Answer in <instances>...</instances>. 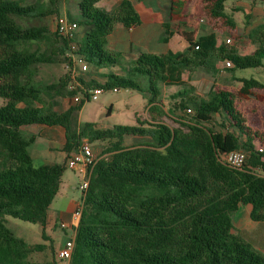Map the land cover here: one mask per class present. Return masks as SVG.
<instances>
[{"label":"trees","instance_id":"trees-1","mask_svg":"<svg viewBox=\"0 0 264 264\" xmlns=\"http://www.w3.org/2000/svg\"><path fill=\"white\" fill-rule=\"evenodd\" d=\"M99 1L81 0L78 18L69 15L87 26L79 53L98 67L118 64L125 74L109 73L104 82L80 81L87 89L140 92L149 117L138 116L134 125L80 126L85 99L55 110L54 99L85 93L80 86L70 88L67 67L56 82L39 77L40 64L67 63L70 40L44 26L24 27L19 20L62 15L59 0H0V264H59L55 256L31 261L29 255L45 245L31 246L8 227L7 216L45 225L67 159L85 140L102 142L103 150L91 173L70 264H264V252L232 231L233 214L242 204L251 206L254 221L264 222V148L256 143L259 138L264 142V134L250 127L237 104L239 98L264 100V83L235 77L237 92L214 85L198 97L184 79L202 66L214 68L215 61L230 62L227 69L234 75L237 69L264 66V22L247 35L256 49L243 54V40L230 43L214 24L200 36L187 29V21L174 31L173 8L164 26L182 35L187 48L143 51L124 65L122 55L108 48V38L118 24L132 28L142 20L123 7L105 10ZM226 2L201 0V5L206 16L236 27ZM163 87L177 88L180 100L168 107ZM181 110L193 115L171 116ZM216 114L232 128L221 121L223 129H213ZM169 117L178 125H169ZM32 125L65 128L66 162L34 164L30 149L37 135L24 130ZM127 136L142 140L127 142ZM240 149L248 152L243 168L220 161L221 153Z\"/></svg>","mask_w":264,"mask_h":264},{"label":"rangeland","instance_id":"rangeland-1","mask_svg":"<svg viewBox=\"0 0 264 264\" xmlns=\"http://www.w3.org/2000/svg\"><path fill=\"white\" fill-rule=\"evenodd\" d=\"M43 1L48 2L49 0ZM74 1L59 0L61 14L64 13V9L65 7H67L69 8L70 16H72L73 18H78V5L75 3H79L81 0ZM200 1L201 0H198L199 4ZM226 4L229 8L230 5H234V2L233 0H227ZM236 4L242 7V11H238L236 13V27H231L229 24H226L223 19L216 20L211 16H206L202 9V6L200 7L201 9H199L200 15L198 17L203 18L206 21V24H208L211 28H213L211 25L214 24V26L219 30L228 32L229 34L225 38V40L228 41V37H230V43H234L235 41H237V39L243 40L240 45L242 46L243 50H246L247 47L251 45V42L248 40L247 35L251 30L253 21L256 19V17H258V15L264 16V0H239ZM246 13L252 14L251 19L249 20V25L246 23ZM28 20L35 21L33 18ZM37 20H40V18H37ZM19 22L22 26H25L22 20H19ZM83 27L84 25H81L77 30L76 40L78 41L76 42L78 48H81L84 43ZM241 30H243V32ZM195 31L197 32V28ZM124 62L125 63L123 64L127 65L132 61H127L124 59ZM89 65H91V67H96V65L91 62H89ZM65 71L66 68L63 62H57L53 64L45 63L42 64L39 77L46 83H52L56 82L59 78V75L64 74ZM88 71H90V69ZM237 74L247 78L254 77L256 79L263 80L264 82V79L259 75V69L257 68L240 69L238 70ZM227 75H230V73L227 72ZM185 77H187V74ZM188 81L189 83H191L192 81V83L196 85L194 95L198 97H201L205 95V93L210 91L214 84L219 89H228L232 92H237L238 90V88L235 87L236 84L233 83L231 85L230 83H228V79L227 81H225L224 76L219 75L215 77L212 73L204 70L196 72L195 76L192 79L189 78ZM227 84L229 86L226 87L225 85ZM80 95L83 97L82 94ZM112 103L113 107H111ZM146 103V99L143 97V95L136 90L121 88L118 91H114L113 89H105V91L100 94L97 100H85V103L78 114V122L80 126L88 122L94 123L101 127H112L115 124L134 125L137 124V115L144 116V113L146 111ZM237 104L244 114L245 119L247 120V123L250 125V127H252L254 130L259 131L260 136L263 135L264 100H248L239 98L237 100ZM174 115L176 117H179L180 119H183V117L190 118L193 114H185V111L181 110L179 113H175ZM221 121L225 122L229 128H232L230 123L226 121L224 117H220L218 114L215 115V121L211 122L210 125H213V129H215L216 131L223 129V127L221 126ZM166 122L173 127L178 125V123L174 121V118L171 117L167 118ZM31 127L32 126L24 127L25 132H28ZM132 141L137 142L136 138H134L133 136H127V142ZM99 142L100 141H96L93 143ZM100 143L103 144L102 142ZM256 143L259 148H264V142L260 138L257 139ZM32 152L34 155H36L34 158V164L36 166L44 164L46 160L58 159L60 157V154H62V158L58 159V162H60L61 164L66 162L67 158V152L64 149L56 150L53 153V159H51V157L48 158V156L51 155L46 152V147L44 143L41 142H38L35 146H33ZM96 155L98 156V154ZM62 175L63 176L61 178L60 190L53 199L52 205L53 208L56 209V211H52L53 215L51 216L52 219L50 224H47L46 222V224L43 225L41 222H28L12 216H7L8 227L11 228L17 235L24 238L31 246L38 243L46 245L43 252H35L31 254L30 259L35 263H42L52 260L54 256L56 257L57 248L60 244H62L64 237L66 236L65 231L61 226V223L64 219L63 210L66 209V204H68L71 199L77 201H80L82 199V191L80 189L81 173H79L78 170L68 167L67 165ZM74 186H76L75 189H73ZM245 211L246 208L241 205L239 209L234 213L233 223L235 227H239V220L250 219L247 218L248 216H245ZM68 263L70 264L69 261H65V263L62 264Z\"/></svg>","mask_w":264,"mask_h":264},{"label":"crops","instance_id":"crops-1","mask_svg":"<svg viewBox=\"0 0 264 264\" xmlns=\"http://www.w3.org/2000/svg\"><path fill=\"white\" fill-rule=\"evenodd\" d=\"M192 1L193 0H189V1H186V0H100L97 3V5L105 10H112L116 7H123L128 12L139 15L142 20L141 24L134 26L132 28H127L123 26L122 24H118L115 30L113 31V33L108 38V48L110 50L120 53L123 59L127 61L134 60L138 56V54L143 51L164 53L169 50H172V51L185 50L188 46L186 39L177 32L172 34V29L174 31L181 29L180 27L181 22L183 23H185L186 21L188 22L187 29L196 30L197 28V32H196L197 36L207 34L212 30V28L208 24H206V21L203 18L198 17L200 15L199 9H201L200 7L202 6L201 1H200V4L198 0H194L193 2ZM238 1L239 0H233L234 5L233 4L230 5L229 8L227 6V10L229 14L231 15V17L234 18L235 24L237 21L236 13L238 11H242V7L236 4ZM181 3H183L184 5ZM75 4L78 5V3H75ZM173 8H174V14L176 17L172 21V29H167L164 25L165 23L169 22V17L173 13ZM63 14L69 17L70 15L69 8L65 7ZM251 16L252 14H248V13H246L245 15L246 23L248 25H249V20L251 19ZM56 17L57 16H52V15H48L44 17L29 16V17H24L21 20L23 24L25 25L24 27H32V26L33 27H43L44 26V27H47L48 29L56 30ZM31 18H33L35 21L28 20ZM37 18H40V20H37ZM195 20H198V21H195ZM263 22H264V16L258 15V17H256V19L253 21L251 25V29ZM194 24H197V25H194ZM79 27L80 26L78 25V28ZM83 28H84L83 34H84V40H85L87 26H84ZM241 31L243 32V30ZM228 34H229L228 32L222 31L223 39H225L228 36ZM228 39H230V37H228ZM239 48H240L241 53L250 54L256 49V45L251 42V45H249L246 50H243L241 45H239ZM64 65L66 68V64ZM41 68H42V64L39 65V73L41 71ZM256 68L259 69V75L264 79V66L256 67ZM201 70L208 71L209 73H212L215 77L222 75L225 77V81H227L228 79L229 80L228 83H230L231 85L233 83L236 84L235 87L237 88L240 87V84L235 80V77H243L237 74L238 70L240 69H237L234 75L228 71L227 65L225 64V62L215 61L214 68L211 69L209 67L202 66L191 75L189 73H185L184 79L186 80H188L189 78L192 79L195 76L196 72L201 71ZM227 72L230 73V75H227ZM109 73L125 74V71L123 70L122 66L115 64V63L105 64L100 67L98 66L91 67L90 65V71L85 73L83 75V78L86 79L88 82L92 80H95L98 82H104L107 79V75ZM186 74H187V77H185ZM62 75H59V78ZM260 81L263 82V80H260ZM191 84L194 87L196 86L194 83H192V81H191ZM225 86L227 87L229 85L227 84ZM191 94L194 95V92ZM177 95H178V90L174 89V87H169V88L163 87V99H164L165 104L168 105V107H170L171 103H174L180 100V98ZM250 100H256V99L251 98ZM3 103H4V100L3 98L0 97V105H2ZM53 104H54L55 110L62 112L68 109L70 105L74 104V99L73 97L56 98L53 100ZM111 107H113V103L111 104ZM148 107L149 105L146 103V111L144 113V116L137 115L136 120L138 116H140L142 119L149 117ZM171 116L176 117L174 113H172ZM95 127H101V126L95 124ZM27 133L37 135V140L35 141V143H33L30 149L31 154L33 155V158H35L36 156L32 152L33 146H35L38 142L44 143L46 147V152L49 155H51V156H48V158L51 157V159L54 158L53 153L56 150H59V149L63 150L64 144L66 141V130L63 126L32 125L31 129ZM135 138L137 142L142 140V138H138V137H135ZM92 147H93V151L96 154L98 155L101 154L103 150V144H101L100 142L92 143ZM60 158H62V154H60V157L58 159ZM58 159L46 160L44 164L60 163L58 162ZM81 180H82V173H81ZM75 188L76 186L73 187V189ZM82 201H83V194H82V199L80 201L71 199L69 203L66 204V209L63 210L64 219L62 222H65L68 226L66 228H63L66 236L64 237L62 244H60L57 248L56 258L58 259L59 264L65 263V260H61L58 257V250L64 246L65 240H67L72 235L71 227L73 226V221H74L73 213L76 209H78ZM52 204H53V201L51 202V204L49 205L47 209V216H48L47 224L51 223V219H52L51 216L53 215L52 211L53 210L56 211V209L53 208ZM242 206L246 208L245 216L246 217L248 216L247 218H250V219L239 220V227H235L233 223L232 231L234 233H238L242 235L249 242H251L255 247L264 251V222L254 221L251 218V215H250L251 206L250 205L242 204ZM45 247L42 250H36V251H33L32 253L43 252L45 250ZM31 254L29 255V259L31 257Z\"/></svg>","mask_w":264,"mask_h":264},{"label":"built area","instance_id":"built-area-1","mask_svg":"<svg viewBox=\"0 0 264 264\" xmlns=\"http://www.w3.org/2000/svg\"><path fill=\"white\" fill-rule=\"evenodd\" d=\"M56 30L66 38L70 40V49L67 51V63L66 67L70 72L72 77V82L70 88L82 87L83 92L78 93L74 97V102H81L85 100H97L105 89L103 87L97 86L94 88L87 89L80 81L83 75L90 69L89 62L79 53V49L76 42V35L78 30V25L73 22L67 15H59L56 17ZM230 41V39H228ZM230 62L227 65L230 66ZM114 91H118L120 88H112ZM82 94L83 97L80 95ZM220 161L225 165L233 168L241 169L245 166L248 158V152L240 150H232L229 152H224L219 155ZM98 161V156L94 153L92 144L89 140L82 142L78 150L74 151L68 159V167L78 170L82 173V180L80 184V189L83 194V201L81 205L73 213V226L72 235L66 240L64 246L58 250V257L61 260L70 261L73 255L75 247V238L77 233L78 223L81 218L82 208L84 203V198L86 196L87 190L89 188V182L92 170ZM63 228L68 225L65 222L61 223Z\"/></svg>","mask_w":264,"mask_h":264}]
</instances>
